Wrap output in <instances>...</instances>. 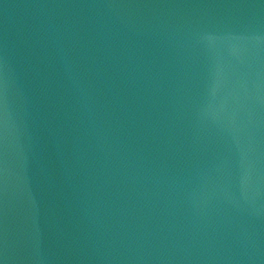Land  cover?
<instances>
[{"label":"water","instance_id":"water-1","mask_svg":"<svg viewBox=\"0 0 264 264\" xmlns=\"http://www.w3.org/2000/svg\"><path fill=\"white\" fill-rule=\"evenodd\" d=\"M0 264H264V0H0Z\"/></svg>","mask_w":264,"mask_h":264}]
</instances>
